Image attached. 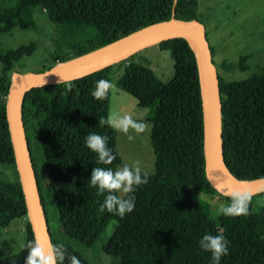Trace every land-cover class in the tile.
<instances>
[{
  "label": "trees",
  "instance_id": "trees-1",
  "mask_svg": "<svg viewBox=\"0 0 264 264\" xmlns=\"http://www.w3.org/2000/svg\"><path fill=\"white\" fill-rule=\"evenodd\" d=\"M198 7L199 0H0V34L16 27L36 28L35 11L41 8L57 27L55 48L39 71L42 72L138 30L168 22L173 16L184 21L199 20ZM156 47L171 52L174 72L169 83L161 82L149 66L138 62L136 53L81 78L26 92L25 128L30 119L38 121L37 142L45 162L39 172L31 151L43 206L44 178L63 232L89 248L96 244L109 221L117 220L118 227L104 250L118 257L120 264H209L210 253L199 249L197 243L205 232L222 234L229 241L228 255L221 258V264H264V201L254 203V195L246 215L213 216L210 202L196 195L219 193L205 171L201 82L195 50L184 38L170 39ZM36 49L34 42L16 49H0V163L14 166L15 171L6 101L17 63ZM211 50L214 55L212 47ZM248 58H240V69L247 68ZM233 67L222 63L226 70ZM113 73L120 75L118 86L137 99L139 107L152 108L149 120L155 173L148 174V182L132 193L136 197L129 215L132 221L127 215L121 218L99 212L103 196H97L96 189L88 183L93 167L116 169L122 163L116 131L98 125L101 116L109 115L111 88L103 99H94L90 94L95 81L111 82ZM219 80L227 166L238 180L262 179L264 68L244 81L226 82L220 76ZM90 132L108 136L107 147L115 156L110 165L96 164L95 153L84 146V137ZM28 142L31 150L29 139ZM7 185L0 179V226L25 219L26 246L35 238L22 187L19 184L15 195ZM224 198L230 203L229 197ZM137 211L144 221L137 218ZM50 233L53 245L63 244L66 251L64 261L58 264H70L71 255H76L81 264H88L69 243L56 240L51 229ZM27 254L24 247L21 253L0 264H24Z\"/></svg>",
  "mask_w": 264,
  "mask_h": 264
},
{
  "label": "rangeland",
  "instance_id": "rangeland-1",
  "mask_svg": "<svg viewBox=\"0 0 264 264\" xmlns=\"http://www.w3.org/2000/svg\"><path fill=\"white\" fill-rule=\"evenodd\" d=\"M198 18L206 27L208 42L214 50L213 61L219 76L224 81H244L264 68V0H199ZM35 20L37 27L34 29L16 27L8 33L0 34V49L3 51L16 49L31 42L37 44L33 54L25 56L17 63L15 73L39 72L49 61L50 53L55 48L56 25L41 8L36 9ZM138 54L137 61L149 66L161 82L169 83L172 80L174 61L170 51L152 46ZM246 55L249 58L246 62L247 68L243 70L238 67V63L240 58ZM223 62L233 64L235 67L226 70L222 68ZM119 78L120 75L115 73L111 76L113 87L109 114L117 116L128 114L134 120L144 121L146 128L143 133H136L130 128L132 140H129L126 134L114 129L117 135V148L122 159V163L117 168L138 161L143 171L154 174L155 154L151 143L152 123L149 120L152 108L139 107L137 99L118 86ZM37 124L36 119H30L26 131L35 158V166L39 172H42L45 162L43 151L37 142ZM16 171L14 166L0 163V179L8 184L7 189L15 195L20 184ZM44 180L46 179L43 178L42 181L44 206L53 237L69 243L88 261V264H120L118 257L107 254L104 250L118 227V221L110 220L105 231L91 248L68 237L61 228L58 211ZM196 195L210 202L214 208L213 216L220 214L218 213L220 205L228 204L223 195H204L201 192H196ZM252 201L263 202L264 195L259 194ZM135 214L137 218L145 220L139 211ZM126 215L131 220L130 213ZM25 225V219H17L7 227L0 226V261L22 252L27 238Z\"/></svg>",
  "mask_w": 264,
  "mask_h": 264
},
{
  "label": "water",
  "instance_id": "water-1",
  "mask_svg": "<svg viewBox=\"0 0 264 264\" xmlns=\"http://www.w3.org/2000/svg\"><path fill=\"white\" fill-rule=\"evenodd\" d=\"M155 26L161 27L149 31ZM206 32L200 20L184 21L173 16L168 22L138 30L98 49L58 63L48 70L13 74L6 101V115L15 166L35 240L53 245L23 119L26 92L34 87L81 78L170 39H186L196 53L204 121L205 171L209 181L225 197H229L231 192H247L251 196L264 193V178L241 181L233 176L227 166L223 148L220 80Z\"/></svg>",
  "mask_w": 264,
  "mask_h": 264
},
{
  "label": "clouds",
  "instance_id": "clouds-1",
  "mask_svg": "<svg viewBox=\"0 0 264 264\" xmlns=\"http://www.w3.org/2000/svg\"><path fill=\"white\" fill-rule=\"evenodd\" d=\"M112 87L110 81L99 79L95 81L90 94L94 99H103ZM98 125L112 127L126 134L129 140L133 139L129 133L130 128L136 133H143L146 128L144 121L134 120L128 114L101 116ZM107 142L108 136L97 132H90L84 137V146L95 153V163L98 165H110L115 159L112 150L107 147ZM147 182L148 174L143 171L138 161H133L131 165L123 164L122 167L116 169L93 167L88 180L89 185L96 189L97 196H103L98 211L101 213L106 211L121 218L131 213L135 208L136 197L132 193L135 192L136 187ZM250 198L251 194L247 192H231L229 194L230 203L220 205L218 213L224 216L246 215ZM197 243L199 249L210 253L209 264H221V258L228 255L229 241L222 234L213 235L205 232ZM25 248H27L28 254L24 258V264H58V261L63 262L65 259L66 251L63 244L52 245L33 240ZM70 264H81V261L76 255H71Z\"/></svg>",
  "mask_w": 264,
  "mask_h": 264
},
{
  "label": "bare ground",
  "instance_id": "bare-ground-1",
  "mask_svg": "<svg viewBox=\"0 0 264 264\" xmlns=\"http://www.w3.org/2000/svg\"><path fill=\"white\" fill-rule=\"evenodd\" d=\"M161 26H162V25H161ZM161 26H155V27H153V28L149 29V31H150V30L157 29V28H159V27H161ZM194 46H195V45H194Z\"/></svg>",
  "mask_w": 264,
  "mask_h": 264
}]
</instances>
